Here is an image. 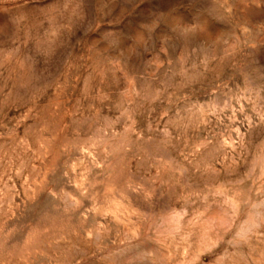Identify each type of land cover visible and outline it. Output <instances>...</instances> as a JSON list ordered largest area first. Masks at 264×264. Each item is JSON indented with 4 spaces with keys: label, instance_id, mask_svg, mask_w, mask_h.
Wrapping results in <instances>:
<instances>
[{
    "label": "rangeland",
    "instance_id": "374dc122",
    "mask_svg": "<svg viewBox=\"0 0 264 264\" xmlns=\"http://www.w3.org/2000/svg\"><path fill=\"white\" fill-rule=\"evenodd\" d=\"M0 264H264V0H0Z\"/></svg>",
    "mask_w": 264,
    "mask_h": 264
}]
</instances>
